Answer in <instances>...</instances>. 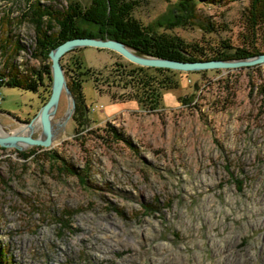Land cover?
<instances>
[{
    "label": "rangeland",
    "instance_id": "1",
    "mask_svg": "<svg viewBox=\"0 0 264 264\" xmlns=\"http://www.w3.org/2000/svg\"><path fill=\"white\" fill-rule=\"evenodd\" d=\"M34 1L0 0V70L6 54L16 78L49 65L34 90L0 86L7 132L25 133L51 92L50 58L32 54L35 30L26 13ZM69 1L38 0L52 10ZM129 1L141 24L207 56L264 45V29L249 30V0L199 3L192 15L211 22L205 29L176 18L177 0ZM73 49L68 57L98 74L96 81L78 76L82 115L73 118L68 87L52 121H61L72 97L74 108L48 146H0V264H264V63L150 69L156 81H177L160 89L155 107L115 70L143 65L107 48ZM40 132L34 126L31 135Z\"/></svg>",
    "mask_w": 264,
    "mask_h": 264
},
{
    "label": "trees",
    "instance_id": "2",
    "mask_svg": "<svg viewBox=\"0 0 264 264\" xmlns=\"http://www.w3.org/2000/svg\"><path fill=\"white\" fill-rule=\"evenodd\" d=\"M205 1L206 0H177V3L179 4V7L177 8L179 15H177L176 18L178 19L179 17V19L184 21L188 19L190 24L197 25L204 29L207 28V24L208 26H211L212 24L210 21H206V19L203 18L199 19L198 15H192L194 12L192 10L197 8L196 6L199 3ZM249 1V13L251 14L249 30L256 32L258 29H264V0ZM131 3L132 1L129 0H90L87 5L83 6L77 0H70L67 3L66 8L52 10L50 7L41 5L38 0H35L30 3L26 13L29 15L35 30V45H33L32 54L36 58L47 59L48 51L51 48L68 38L79 36L113 38L129 45L138 53L186 61L207 60L211 58H244L264 52V45H262L261 48L256 47V49L254 48L252 50L237 47L232 52H229L226 49H221L217 50L216 53L207 56L196 47L187 45L175 34H168L164 31L159 33L156 30H153L150 26L141 24L132 16ZM186 14L189 16L187 17ZM176 18L172 21L175 25L178 22ZM196 19L197 22L193 21ZM78 20H84L94 24L97 27L96 31L94 32L90 29L80 28L77 24ZM5 42L6 39H0V53L2 55L6 53ZM73 52H75L74 49L67 51L61 57L60 63L63 67L66 83L76 101L74 112L75 117H73L76 119V117L79 118L82 115V105H85L80 90V78H78V76L79 74L87 76L92 75L93 81H96L97 79L95 78V75L97 73H95L91 67L83 66V62H81L78 57H75V60L71 57L69 58L68 54ZM6 55L7 57H4L0 70V86H21L23 84L26 88L34 90L37 86V81L35 79L40 78L39 75H41L42 72L49 76V65L45 64L44 66L42 65L39 67L40 70H38V72L31 71V73L26 74V76L16 78L15 66L12 65L9 60L11 55ZM73 65L80 70V72L71 67ZM116 65L119 66V63H116ZM150 69H154L156 73L159 71H170L168 68L137 65L136 70L131 72L129 70L127 73L122 67L120 69L115 68L118 72V76L126 75L129 80L133 79L129 82L131 86H138L139 89L144 90L143 93H148L147 101L151 106L156 107L160 100V89L174 88L177 86V81L174 79L172 80L170 77L156 81V77H152L148 74V70ZM26 78H29L28 82L25 81ZM135 99L140 103L144 100L140 98L139 94L135 95Z\"/></svg>",
    "mask_w": 264,
    "mask_h": 264
},
{
    "label": "water",
    "instance_id": "3",
    "mask_svg": "<svg viewBox=\"0 0 264 264\" xmlns=\"http://www.w3.org/2000/svg\"><path fill=\"white\" fill-rule=\"evenodd\" d=\"M81 46L107 48L116 51L129 61L143 66L164 67L179 70H200L215 67L233 68L239 66H248L256 63H264V52L254 56H248L245 58L234 60L209 59L182 61L172 58L140 54L135 52V50L129 45L113 38L87 36L68 38L57 44L48 52V56L51 61L50 66L52 75L51 92L48 99L41 105L35 117L26 124L28 130L25 133H21L19 131L13 133H0V146H15L20 149L25 145L36 144L41 146H48L50 144L58 126L63 125L64 120H67L74 108V100L71 96L72 100L70 107L67 108L65 114L63 115V117H61V121H59V123H54L52 121L61 92L65 90L66 93L70 95V90L68 89V86L66 84L63 67L60 63V58L70 49ZM35 119H37L38 125H40L41 132L40 135L33 137L31 133L34 128Z\"/></svg>",
    "mask_w": 264,
    "mask_h": 264
},
{
    "label": "bare ground",
    "instance_id": "4",
    "mask_svg": "<svg viewBox=\"0 0 264 264\" xmlns=\"http://www.w3.org/2000/svg\"><path fill=\"white\" fill-rule=\"evenodd\" d=\"M182 61H185V60H182ZM34 126H38V121H37V119H35L34 120ZM1 129H0V133H5V132H7V131H5V130H3V128L2 127H0ZM24 131V129L22 128V127H20V129L19 130H14V131H11V132H9V133H13V132H21V131ZM40 135V134H39ZM38 136V135H37Z\"/></svg>",
    "mask_w": 264,
    "mask_h": 264
}]
</instances>
